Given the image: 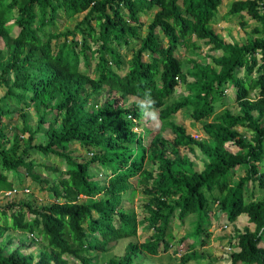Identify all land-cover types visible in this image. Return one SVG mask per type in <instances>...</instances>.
Listing matches in <instances>:
<instances>
[{"label":"trees","instance_id":"16d2710c","mask_svg":"<svg viewBox=\"0 0 264 264\" xmlns=\"http://www.w3.org/2000/svg\"><path fill=\"white\" fill-rule=\"evenodd\" d=\"M221 5L222 0H0V122L13 113L22 120L10 135L0 128V194L14 188L5 172L25 168L37 178L32 150L69 167L51 187L54 204L35 208L23 201L7 206H20L17 213H0V239L13 230L38 234L47 243L37 256L0 247V264H68L70 258L98 264L93 252L104 255L114 243L138 237L140 226L152 234L141 243L131 240L122 256L107 262L145 264L171 249L176 218L184 223L196 216L194 234L201 235L211 214L231 224L246 215L249 225H236L229 236L240 249L232 264H264V0L231 4L229 16L241 19V26L249 25L246 16L256 23L243 43H228L212 27ZM151 13L146 25L142 16ZM63 17L79 19L72 29L55 30ZM200 42L209 49L206 62ZM182 48L196 57L187 60L189 68L178 55ZM181 84L187 94L175 98ZM230 86L238 110L217 112ZM148 90L155 101L150 110L158 109L161 121L158 131L145 127L140 107ZM181 111L195 122L210 120L202 126L203 137L173 120ZM167 129L173 139L166 138ZM74 144L92 151L89 161L74 156ZM182 149L201 152L202 171ZM94 163L108 174L104 184L91 175ZM255 184L262 193L256 200L249 194ZM138 188L147 197L142 220L124 208L126 194ZM198 259L181 258L183 264Z\"/></svg>","mask_w":264,"mask_h":264},{"label":"rangeland","instance_id":"374dc122","mask_svg":"<svg viewBox=\"0 0 264 264\" xmlns=\"http://www.w3.org/2000/svg\"><path fill=\"white\" fill-rule=\"evenodd\" d=\"M234 1L235 0H222V5L220 6L219 11L215 17V20L212 23V27L228 43H243L246 40L247 32H249L251 27L255 26L256 23L253 22L248 16H246L245 21H247L249 25L247 26V28H244L243 26H241L242 25L241 19L237 18L236 16H229V9ZM142 17L146 25H148L151 19H153V13L149 15H143ZM77 19L79 18H72V19H67L65 17L60 18V22L58 23L57 28L55 30L62 31L65 30L66 28L72 29L76 25ZM48 30L49 29H47V31ZM18 31L19 29L15 27L13 29L12 35L17 36ZM144 32L146 33V28ZM200 44H202L203 47L201 51L202 52L201 60L203 62H206L207 61L206 54L209 53V49L202 42H200ZM2 46H3V42L0 41V48ZM123 52H127V49H124ZM128 53L130 54V52ZM178 55L186 68L190 67L189 63H187V60L189 58H196L194 55L190 53V49L187 51L185 48L180 49ZM81 70L87 71V68L85 66H81ZM189 81H191V79H189ZM231 89L232 88L230 87L228 92L227 93L225 92L223 98L224 104L220 103L216 106L217 112H220L225 107L230 108L231 110L234 111L238 110V106L235 101L234 90ZM4 93H5V88L0 85V96H3ZM183 93L187 94L185 84H181L177 88L174 97L178 98ZM134 100L137 99L136 98L131 99V101ZM153 111L155 112L157 119L153 121L150 118H146L145 127L148 129L158 131L161 128V121L158 119V109H154ZM31 117H32L31 124L34 125L35 127L37 117L36 114L32 111H31ZM173 120L178 124L183 125L187 129V131L191 133L195 138L198 136L203 137L202 126L203 124L210 122V120L195 122L194 120L190 119L189 116L186 115L184 111L178 112L177 115L174 116ZM21 125H22V120L19 117L18 113L16 114L13 113V115H11L10 118H5L3 119V122L2 121L0 122V128L6 127L9 135L12 132H15L16 128L20 127ZM241 131L245 132L244 129H242ZM247 135L249 136V134ZM165 136L168 139L174 138V135L170 129H167L165 131ZM25 137H28V134H26ZM37 142L42 143L44 142V139L40 135H37ZM230 147L233 148L232 146ZM72 150L74 151L73 152L74 156L77 159H79V161L81 162L89 161L92 152L91 150H87L77 144H74L72 146ZM182 151L188 153L190 158L195 162L196 169L198 171L203 170L204 161L206 160L198 149H196L195 154L189 153V151L184 149H182ZM30 154H31V159L34 161V166H35L34 172L38 175L37 178L33 179L32 176L27 175L25 168H22L19 172H5L8 175L10 181L13 182L14 188H17L20 192L16 196H14L13 199L10 200L6 199L5 196L0 197V213H8V215H11L13 212L17 213L20 206L7 208V206L11 205L12 203L18 205L20 202L24 201L31 203L35 208H39L45 205L47 206L52 205L55 202H57V198L55 197L51 187L53 184L57 183L60 180V178L66 177L65 173L67 172V170H69L66 161L59 159L56 156H50V155L46 156L37 150L30 151ZM51 168L55 170H51ZM91 175L95 176V181H99L101 182V184H104L108 174L103 168L97 166V164L94 163L92 164ZM22 188H27V190L22 191L21 190ZM142 192L143 190L141 188L134 189L129 193H127L126 196L124 197L125 200L124 208L128 210L130 209L135 210L140 220L144 219L145 217V214L143 212V206L147 201V197L144 196ZM249 194L254 200L262 197V193L259 190L257 184L252 186V189L249 190ZM196 219H197L196 216L192 215L191 217L187 218L185 225L180 224V222L176 219L170 230L171 235H173L174 237L171 250L168 253H161L157 257H151L145 264H183L181 260L182 255H190L192 253L198 254V256L201 258V261L200 260L196 262L193 261L188 264L205 263L206 261H209L212 256H214L215 259H218L216 261V264L220 263V259H223V261L228 260L225 259L228 258L227 255L219 252L220 251L223 252V246L229 247L228 241L224 238H227V235H229L227 231L230 230V226L235 227L237 225V222L235 224L228 225L229 230H227L224 227L227 223L223 220V218L218 217L217 214H211L210 222L208 225V234L205 233L202 234L203 238L201 239L200 243L196 244L194 236L196 237L200 236L197 233L194 234ZM217 223L219 224L223 223V226H218ZM238 225L240 226H236V227L239 230H242L246 226V221L241 219L238 222ZM234 231L235 230L233 228L231 233ZM151 234L152 232L143 231L142 228L139 227L138 237L132 239H123L118 243H114L112 245L111 250L107 254L102 255L100 252H93L92 255H94L97 258L96 262L98 264H108L107 261L109 259L113 258L114 256L120 257L124 254L126 245L131 240L139 241L141 243L144 242ZM7 235H9V238H7L6 241L3 240L4 238L0 239V247H3V250L6 253H10L13 250L15 251L17 249H20L23 251L24 254L27 255L33 254L37 256L40 253V251L45 246H47V243L41 242V236L38 234L32 236V234L30 235V233H20V232H14L13 230H9L7 232ZM10 238L11 240H9ZM9 241L11 242L9 243ZM233 243H237V240H235ZM261 244L264 245V234L262 236ZM233 246L234 247L225 249L227 252H229L228 254L229 257L231 256L233 251L238 250L237 247L235 248V245ZM218 254L220 255V257L218 256ZM68 264H77V263L75 260L70 258L68 260Z\"/></svg>","mask_w":264,"mask_h":264},{"label":"clouds","instance_id":"9594fccd","mask_svg":"<svg viewBox=\"0 0 264 264\" xmlns=\"http://www.w3.org/2000/svg\"><path fill=\"white\" fill-rule=\"evenodd\" d=\"M230 87H231V86H230ZM231 88H233V87H231ZM228 90H229V89H227L225 92L227 93ZM145 100H147L148 102L145 103V102H144ZM154 104H155V101L153 100V98H152V96H151V91H150V90L146 91L145 94H144V100L141 102L140 107H141L142 114H143L146 118H150V119L153 120V121H155V120L157 119L155 112L150 110V109H152V107H153ZM21 190L24 191V190H27V188H22ZM19 192H20V191H19L17 188H13L12 190H8V191H3V192H1L0 197L5 196L6 199L10 200V199H13V197L16 196ZM242 216H243V215H242ZM245 216H246V215H245ZM190 217H191V216H190ZM176 219H177V218H176ZM176 219L173 221V223L176 221ZM177 220H178V219H177ZM178 221H179V220H178ZM239 221H240V220L237 221V225H238V222H239ZM179 222H180V221H179ZM225 222H226L227 224H226L224 227H225V229L229 230V226H228V225H230L231 223H228L227 221H225ZM173 223H172V225H173ZM180 224L185 225L186 222H184V223H181V222H180ZM217 225H218V226H223V223H222V224L217 223ZM210 226H211V223H210ZM238 226H240V225H238ZM171 227H172V226H171ZM140 228H142V227L140 226ZM233 228H234V227H231V226H230V230L227 231V232L229 233V235H227V238H224V239H226V240L228 241V246H229V247H225V246H223V254H225V255L228 256V258H225V259H228V260H225V262H221V261H223V259H220V263H219V264H226V262H227V264H232V259H231L232 254L240 251V249H239L237 243H233L235 240H230V238H229L230 235H233V234H234V232L231 233V231H232ZM142 230L145 231L143 228H142ZM170 230H171V228H170ZM170 230H169V233H170ZM204 233H205V234H208V229H207ZM204 233H203V234H204ZM230 233H231V234H230ZM30 235H31V234H30ZM34 235H35V234H32V236H34ZM170 236L172 237V238H171V237L169 238V239H170L171 246H172V242H173V238H174V237H173V235H171V233H170ZM200 237H201V238H200ZM194 238H195L196 244H198V243H200V241H201V239H202L203 237H202V234H201V235L198 236V237L194 236ZM233 245H235V248L237 247L238 250H237V251H233V253H232L231 256L229 257V255H228L229 252H227L225 249L230 248V247H234ZM232 249H234V248H232ZM170 250H171V249H170ZM170 250H169V251H170ZM229 250H230V249H229ZM169 251H168V252H169ZM168 252H167V253H168ZM161 253H165V252H161ZM161 253H160V254H161ZM195 255H198V254H196V253H192V254H190V255H186V256H192V257H194ZM157 256H158V255H157ZM157 256H155V257H157ZM182 256H185V255H182ZM181 258H182V257H181ZM222 258H224V257H222ZM198 260L201 261V258L198 259ZM198 260H192V261H190V262H193V261L196 262V261H198ZM217 260H218V259H215L214 256H212V257L210 258L209 261H206L205 263H201V262H199V263H201V264H216V261H217ZM190 262H189V263H190ZM202 262H204V261H202Z\"/></svg>","mask_w":264,"mask_h":264},{"label":"crops","instance_id":"0c3cea01","mask_svg":"<svg viewBox=\"0 0 264 264\" xmlns=\"http://www.w3.org/2000/svg\"><path fill=\"white\" fill-rule=\"evenodd\" d=\"M244 220V221H246V226H248L249 225V223H248V218H247V216H245V215H243V216H241L240 217V219L239 220ZM219 253H222L223 254V252L222 251H220ZM218 256L220 257V255L218 254ZM221 262H225V261H221Z\"/></svg>","mask_w":264,"mask_h":264}]
</instances>
